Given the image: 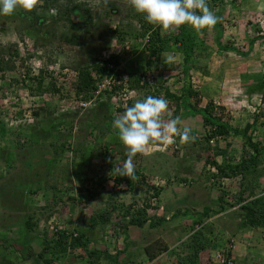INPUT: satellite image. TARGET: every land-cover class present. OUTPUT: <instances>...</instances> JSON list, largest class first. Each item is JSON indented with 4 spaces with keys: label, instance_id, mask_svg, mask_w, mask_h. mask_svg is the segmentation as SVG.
<instances>
[{
    "label": "rangeland",
    "instance_id": "374dc122",
    "mask_svg": "<svg viewBox=\"0 0 264 264\" xmlns=\"http://www.w3.org/2000/svg\"><path fill=\"white\" fill-rule=\"evenodd\" d=\"M207 3L220 18L218 24L222 35L217 39L214 28L198 34L193 53L198 60L196 65L201 70L191 65L193 68L188 73L191 84L202 86L197 93L206 101L203 108L208 103L217 106L213 116L221 117L233 130H241L247 122L253 123V130L247 135L251 136L252 142L264 148V0H207ZM74 4L81 5V12L71 9L68 19L80 25L76 30L71 29L67 16L60 15L57 9H64L66 5L70 8ZM57 7L43 12L36 6V17L19 7L12 15H0V65L7 66L8 62V66H14L12 70L0 71V224L9 229L20 226L21 217L6 215L2 210L7 211L8 207L9 210L16 202L19 203V197L31 194L33 190H36L34 193L46 189L50 191L48 186L51 185L55 190L51 189L50 192L67 188V191L78 194V187H66L59 183L66 176H105L104 180H111L113 167L123 164L124 150H121V146L104 145L102 141L97 143L103 150L95 154L99 157L94 159V166L105 167L95 169H92L91 162L94 154L81 155L79 152L83 142L93 143L89 139L91 132L98 130L103 133L102 129L105 128L100 120L90 117L93 115L91 111L104 102L106 110L111 108V113L120 114L123 103L105 96L95 99L81 110L71 87L77 68L90 65L99 57L105 58L115 47L124 49V46H128L130 51H136L134 55L125 53L121 57L124 70L141 67V79L149 86L159 83L160 88L174 91V94L178 92L182 96L181 81L185 78L182 71L183 54L179 52L182 46L177 52L167 53L173 57L169 63L170 69L159 67L157 71H146L148 51L145 50V40L135 39L134 36L143 31L142 27L146 29L150 24L127 0H60ZM83 10L92 14L91 25L83 24ZM143 22L146 26L142 25ZM184 28L187 32L194 30L188 25ZM153 30H158L161 36H173L178 34L179 29L162 32L160 27L153 25ZM65 37H69L73 43L65 41ZM14 47L19 57H14ZM160 62L164 63L163 60ZM226 66L227 71L224 70ZM40 77L45 92L35 95L32 91L37 92V82L32 79ZM52 87L60 88L61 94L50 93ZM147 94L165 98L163 90L154 95L151 87H148L139 93L135 91L133 101ZM166 100L169 108L164 114L165 120L169 118V113L172 117L174 112L178 115L184 108H178V103L173 100ZM242 100L245 101L244 105L240 103ZM187 104H195V99H190L184 106ZM195 107L199 108L196 104ZM195 115H199L195 126L198 129L192 135L195 133V137L200 139L198 149L194 147V142L181 144L179 136L175 137L174 143L160 146L165 147V153L172 154L173 159L164 160L169 171L170 161H177L181 165L197 159L200 166L205 167L206 178L210 180L211 173L207 171L210 166L206 165V160L214 157V148L219 147L227 152L224 156H216V162L221 165L236 164L242 156L243 138L230 132L226 138L209 143L206 147V143H203V115ZM193 148L195 150L190 153ZM165 155L168 156L167 153ZM259 158L258 172L264 174V151ZM82 162V166L89 168H75ZM261 179L262 192L264 175H252L250 182L253 185ZM232 182L236 184L239 179ZM36 187H40V190ZM261 192L258 190L257 194L262 196ZM52 231L56 234L59 232H55V229ZM8 232L12 236L11 230L4 231V234ZM17 252L18 248L11 245L9 253Z\"/></svg>",
    "mask_w": 264,
    "mask_h": 264
},
{
    "label": "crops",
    "instance_id": "0c3cea01",
    "mask_svg": "<svg viewBox=\"0 0 264 264\" xmlns=\"http://www.w3.org/2000/svg\"><path fill=\"white\" fill-rule=\"evenodd\" d=\"M227 69L226 66L224 70ZM186 79L181 81L182 90ZM200 86L191 84L195 92L201 90ZM170 93L180 97L178 92L174 94L170 90ZM200 100L198 110L203 109L206 103L202 97ZM103 103H99L91 111L93 115H90L103 123V133L98 130L91 132L89 139L93 143L83 142L79 150L81 155L94 154L92 169L102 166H94V159L99 157L95 154L103 150L97 143L102 141L104 145L121 146V150L126 151L117 130L112 127L118 114L111 113V108L106 110L107 106ZM240 103L244 105L245 101ZM188 110L181 109L176 117L182 120L181 128L188 127L193 133L198 129L195 126L199 115ZM172 118H175V114ZM194 150L191 149L190 153ZM166 153L165 147L160 144H149L146 154H137L133 161L137 176L132 186L126 182L114 184L113 177L104 180L105 176H66L59 184L78 187V194L67 191V188L50 192L51 189L55 190L50 184V191L44 189L34 193L36 190H33L31 194L19 197V203L16 202L9 210L8 207L7 211L2 210L6 215L21 217V220L20 226L13 229L0 224V264H179L180 261L191 264V237L196 232H201L204 243L198 264H216L208 260L209 253L227 249L229 245L232 246L235 264H264L262 229L244 224L239 205L235 204L245 188L240 187L239 182L233 184L235 178L220 179L217 180L218 184H214L213 180L206 178L205 167L200 166L197 159L189 164L182 163V166L177 161H170L169 171L164 160L173 157L170 152ZM161 156L163 160L160 161ZM81 164L84 165V162L75 168H89ZM207 171L214 173L216 169L210 166ZM261 182L262 179L253 187L255 196L260 195L257 191L261 192ZM36 188L40 190V187ZM261 194L264 195V191ZM152 196L157 203L154 209H149ZM144 219L145 223L138 225ZM103 220L106 222L103 223ZM53 228L59 232L54 233ZM9 230L12 236L9 232L4 234ZM59 233L66 236L71 233L83 234L86 250L67 247L66 244V251L58 252L56 243ZM154 243L156 245L152 252L155 251V254L159 247L165 250L150 260L146 248ZM11 245L18 248L17 253H11L12 257L9 253Z\"/></svg>",
    "mask_w": 264,
    "mask_h": 264
},
{
    "label": "trees",
    "instance_id": "16d2710c",
    "mask_svg": "<svg viewBox=\"0 0 264 264\" xmlns=\"http://www.w3.org/2000/svg\"><path fill=\"white\" fill-rule=\"evenodd\" d=\"M60 0H38L37 7L40 8L43 12H48L50 9L56 8L57 4ZM63 1V0H62ZM70 1V0H68ZM69 3V2H68ZM81 5L80 4H74L70 8L66 5L64 9H59V14L62 16H67V20L70 22V27L72 30H76L79 28V24H74L71 20L68 19L69 11L72 9L73 11H80L81 12ZM56 9V10H57ZM35 10V9H34ZM27 12V14L33 15L35 11ZM71 10V11H72ZM84 25H91L92 20V14L88 10H83ZM36 14H34L35 16ZM36 17V16H35ZM135 19H141L135 17ZM143 21V20H142ZM142 25L146 26V23ZM185 25L181 26L178 30V34H175L173 36H161L158 32V30H153V25L150 24L146 29L144 27L143 31L136 34L134 38H139L142 41L145 40V50L148 51V59H147V66L145 68L146 71H157L159 67H164V69H170V64H164L162 62L159 63L160 60H163L161 57L162 53H174L177 52L182 46V50L179 51L181 54H183V72L185 74V77L187 78L184 81V88L182 90V96L177 97L170 93L169 89H162L160 88V84H155L156 86H149L147 82L141 79V67H135V69H132L131 71L123 70L121 73L128 76V81L130 85V89L133 91H141L143 89H146L148 87H151V92L156 95L159 94L160 91L163 90L164 96L166 99L173 100L177 104V107H184L185 109L188 108V111H195L196 113H199L200 115H203V127L205 128V135L203 137V143H206L209 146V141L212 138L215 137H221L226 138L230 132H233L235 136H241L243 138V144H242V156L240 158V161L236 164L227 163L225 164H219L215 161L216 156H224L227 152L219 149V147L214 148V153L212 154L214 157L209 158L210 160H206L208 164L211 167L214 166L216 171L214 173L210 174V179L213 180L214 184H218L217 180L225 179V178H238L239 179V186L242 188H245L241 196L236 200L235 204L239 205V210L241 211L242 215V221L244 224H246L250 228H261L263 237H264V195L262 196H255L253 192V187L255 183L252 185L250 182V177L254 174L258 175H264L263 173L258 172V167L260 163V154L264 151V148H260L259 145L252 142L251 136L247 135V133L251 130H253V123H247L243 129H232L229 127L227 122H223L221 117H214L213 116V110L217 109V106H213L211 103H208L205 108L202 110H198V108L195 107V104H200L201 100L199 97V94L195 92L191 87V80L190 76H188V72L190 69L193 68L191 66L194 65L196 70H201L199 68V65H196V58L194 57L193 53V45L195 44V41L198 39V34L195 30L191 32H187L185 30ZM217 33V39H219L222 35V30L219 24L217 23L214 27ZM207 28L203 29L205 31ZM120 38L124 40V37L120 35ZM65 41L68 43H73L70 38L65 37ZM13 46V45H11ZM9 46V47H11ZM136 50L129 51L130 55H134ZM3 53V52H1ZM14 57H19L17 49L14 47ZM124 54L121 56L116 55H110L108 58H97L95 62L91 63L90 65H86L83 67H79L76 69V76L74 78V81L71 84L72 90L74 91L75 96L77 97L78 101L81 102H89L93 99V92L97 90L98 83L102 81V79L106 78L107 76L114 75L115 77L117 74L115 73L118 71ZM152 58H154L152 60ZM14 66H3L0 65V71L5 72L6 70H12ZM117 78V77H116ZM32 81L37 82V92H33L35 95H41L45 92V88L43 87V82L41 77L40 78H33ZM52 90H50V93L54 94H61L60 88L52 87ZM117 88L115 87L113 89V93L115 92ZM49 92V91H46ZM151 94H147L149 96ZM142 96L141 100L145 99L147 97ZM153 96V95H152ZM263 96V95H262ZM185 98V99H184ZM263 98V97H262ZM133 97L126 103L125 106L121 107V112L125 110L126 107L132 106L134 104ZM190 99H195V104H187V106H184L187 101H190ZM262 101H264L262 99ZM112 104V103H111ZM85 108H81V110H84ZM116 109V108H115ZM118 109V108H117ZM116 109V110H117ZM120 109V108H119ZM118 109V110H119ZM175 115H177V112H174ZM36 115V114H35ZM250 131V132H251ZM217 142L219 140H216ZM194 144L198 145L200 144V139L197 138L194 141ZM229 146V144H228ZM210 148V147H209ZM124 161L126 159V151L124 152ZM123 161V162H124ZM206 163V162H205ZM210 170V169H209ZM137 176V174H136ZM114 178V184H121L123 182H126L128 186H132L135 182V180H131L128 177H119L116 174H113ZM257 178V177H256ZM249 191V192H248ZM245 194V195H243ZM227 205L231 206V204ZM105 217L104 219H106ZM106 220H103V223H105ZM145 223V219L142 221V223H139L138 225H142ZM153 226V225H152ZM85 236L83 234H77L74 236V233H71L70 235H65L64 233H59L58 239L59 241L56 243L58 246V252L60 250L66 251L65 245L67 247L71 248H82L86 250V241ZM203 241L201 240V232H196L191 237V246H192V255L190 257L191 264H198L197 259L199 257L200 252L204 250ZM156 244H152L146 248V253L148 258L151 260L156 257L157 254H160L165 249H160V247L157 249V253L155 254V251L152 252V248ZM154 249V248H153ZM179 264H184L183 262H179Z\"/></svg>",
    "mask_w": 264,
    "mask_h": 264
},
{
    "label": "clouds",
    "instance_id": "9594fccd",
    "mask_svg": "<svg viewBox=\"0 0 264 264\" xmlns=\"http://www.w3.org/2000/svg\"><path fill=\"white\" fill-rule=\"evenodd\" d=\"M127 3L137 13L143 14L149 24L160 27L162 32L176 31L188 25L202 33L205 28H213L220 19L209 8L207 0H127ZM37 4L38 0H0V15H12L18 7L31 12ZM161 57L165 64L173 60L167 53H162ZM168 108L165 98L149 95L116 115L112 127L125 146L126 159L122 165H115L110 175L135 180L134 158L137 154H146L149 144L168 145L174 143L177 136L181 144L195 141L197 137L192 135V129L180 127V117L172 118L169 113V118L164 119Z\"/></svg>",
    "mask_w": 264,
    "mask_h": 264
},
{
    "label": "built area",
    "instance_id": "2783aa9c",
    "mask_svg": "<svg viewBox=\"0 0 264 264\" xmlns=\"http://www.w3.org/2000/svg\"><path fill=\"white\" fill-rule=\"evenodd\" d=\"M116 49L110 52L108 56L105 58H108L110 55H116L121 56L122 54H129V47L124 46V49L120 47H115ZM103 58V59H105ZM123 63H121L118 71L115 72L117 74V78L114 75L107 76L106 78L102 79L100 83H98L97 90L93 92V99L89 102H81L79 101L78 106L81 108L87 107L92 101H94L97 98L105 97V96H111V99H114V101H118L123 103V106L126 105V103L133 97V94L135 91L130 89L128 76L122 74L123 71ZM127 78V79H125ZM117 88L115 92L113 93V89ZM116 103V102H115ZM221 137H215L210 139L209 143L213 144L216 140L221 141ZM156 198L152 196L149 200V209H154L156 206ZM76 236V234H74ZM232 246L229 245L227 249H221L217 250L215 252H211L208 255V260H213L216 264H235V259L232 256Z\"/></svg>",
    "mask_w": 264,
    "mask_h": 264
}]
</instances>
